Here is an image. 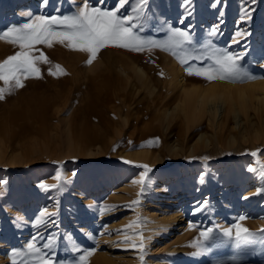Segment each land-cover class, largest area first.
Returning <instances> with one entry per match:
<instances>
[{
	"label": "rangeland",
	"instance_id": "obj_1",
	"mask_svg": "<svg viewBox=\"0 0 264 264\" xmlns=\"http://www.w3.org/2000/svg\"><path fill=\"white\" fill-rule=\"evenodd\" d=\"M28 1L0 0V63L28 51L39 68L27 78L17 74L23 87L15 78L0 79V264H40L45 255L48 264H105L101 255L115 257V264H264V110L260 119L250 109L239 126L231 114L220 125L208 115L193 125L182 114L171 122L164 116L177 98L169 82L173 65L186 84L264 76V0H126L123 7L118 0H88L89 7L131 17L134 34L145 41L139 51L109 42L95 57L57 38L21 49L15 33H5L40 18L74 16L83 6V0ZM173 29L189 34L181 47L169 43ZM217 50L234 56L242 79L189 75V66H211L219 76ZM131 60L151 86L141 87L134 76L139 87L126 83L123 69ZM118 91L130 95L122 101ZM201 134L202 148L194 144ZM141 151L152 155L135 158ZM166 172L174 180L160 191L161 204L176 214L175 228L185 229L187 239L174 244L181 246L176 251L165 248L173 228L154 240V224L144 222L156 202L143 186ZM117 186L118 200L107 195ZM134 187L141 192L126 197ZM237 223L254 235L237 243ZM229 228L231 237L224 235ZM34 237L40 253L28 249Z\"/></svg>",
	"mask_w": 264,
	"mask_h": 264
},
{
	"label": "bare ground",
	"instance_id": "obj_2",
	"mask_svg": "<svg viewBox=\"0 0 264 264\" xmlns=\"http://www.w3.org/2000/svg\"><path fill=\"white\" fill-rule=\"evenodd\" d=\"M36 2H37V0H32V1H30V4L36 5ZM255 51H258V50L255 49ZM258 52H260V51H258ZM258 52H257V55L259 56L260 54ZM257 55L255 52L254 56H257ZM171 67L172 68H169L170 75H171V76L169 75L170 76L169 82L171 85L174 86V89L176 90L175 93L177 94V95L176 94L175 95L177 96V98H176V101L173 104V106L169 107L171 105H168L164 111V116H165V119L167 118V121L171 122V120L174 118V116H179L180 114H182L184 117V121L186 120V121H188V123H191V125H193V124H196V122H198L203 116L208 115L209 116L208 119H209L210 123L213 121L214 124L218 123V125H220L223 122L222 120L224 118L228 117L229 114H231L234 117V119L236 120L235 125L239 126L240 120H241L240 116L241 117L244 116L245 118L248 117L250 109H253L254 112L258 115V117L260 119L263 118L261 116H262V111L264 110V76L261 78L250 80L248 82L240 83V84H231V83H227L224 81H217V80L213 81L209 85L196 84L195 82L190 83V84H186L185 80L181 74V71H180L181 69L176 68L175 65H173ZM129 69H130V72H129ZM129 69H123L124 79H125L126 83H131V86L132 87L135 86L136 88L139 87V85L137 84V81L141 82V87L151 86V84H150L151 82L149 83V79L147 76L148 73H146L145 69L142 66L137 64L135 61L131 60ZM118 71H119V69H118ZM133 76L135 77V79L137 81L135 79H133ZM174 89H173V91H174ZM95 92L104 93V92H106V90L99 89V90H96ZM118 93H119V95H117V96H120V99L122 101H125L127 99V96L130 95L129 93L127 95V93L124 91L121 94L119 91H118ZM159 93H160V91H159ZM156 95H157V93H156ZM152 96H153V94H152ZM152 96L150 95L151 98H152ZM158 96L159 95H157V97ZM84 102H86V101H84ZM100 104H101V102H100ZM68 117H70V116H68ZM70 119H72V118H70ZM69 124H70V122H69ZM191 125L189 124L188 127ZM65 126H66V124H65ZM72 131H73V133H75L74 130H72ZM204 139L205 138H203V136L201 134L199 136V138H197L194 141L195 146L201 147V148L203 146H205V140ZM233 141H234V138H233ZM89 153L92 154L91 149H89ZM148 155H152V154H148V153H145L143 151L136 152L134 154L135 158L137 157L138 159L139 158H149V157H147ZM11 159L15 160V156L11 155ZM168 173L169 172H166V174H164V176L162 178H159V177L151 178L150 177V179L147 181L146 186H143L145 190L153 193V199L156 202V204H155L156 209L148 210L147 212H145V218H144L145 221L144 222L146 225L154 224L155 229L157 231L156 232L157 234H155L154 232L150 233V239H152V238L154 239V237L159 239L161 236H158V234L163 235L167 232V229L173 228L174 229V230L172 229L173 233L170 234L169 238L173 237L174 239H173V241L171 239H168V240H170L169 242H173V243L170 244L168 242V245L167 246L165 245L166 246L165 248L167 250L173 249L176 251V249H179V248H181V246L185 245V242L187 239H186V236L184 234L185 229L180 230V229H178V227L175 228L176 214L174 212L169 213L167 210H165L162 207V204H161L164 196L161 194L160 191H162V193H164V191L166 192V188L169 186L168 184L173 179V177L170 175V173L169 174ZM114 181H116V177H115V180H112V182H114ZM132 185H134V184H132ZM135 185L137 186V184H135ZM141 186H138V187H141ZM260 186H262V184ZM117 187H114V188L111 187V190L109 191L111 194L107 193V195H109V196L112 195V196H110V197H112V199L118 200L120 197L122 198L123 196L116 193V191H118L119 188H121L120 186H117ZM90 188H91V186L86 187V189H90ZM140 189L134 187V188H132L131 192H129V193L126 192L127 195H125V196L126 197L128 196V198L133 197L136 193H138L140 191ZM76 191H77V189H76ZM107 200H110V199H107ZM157 211H158V213H157ZM132 226H133V224H132ZM180 243L182 244L181 246H178V245L174 246V244H180ZM154 246H155V244H154L153 240L150 243L148 242L147 250L149 252H152V253L155 252L156 249L153 250ZM100 259L105 264H115L114 261H116L115 257L109 256V255H101ZM151 263L163 264L164 262H162L160 260L155 261L154 259H152Z\"/></svg>",
	"mask_w": 264,
	"mask_h": 264
},
{
	"label": "snow or ice",
	"instance_id": "obj_3",
	"mask_svg": "<svg viewBox=\"0 0 264 264\" xmlns=\"http://www.w3.org/2000/svg\"><path fill=\"white\" fill-rule=\"evenodd\" d=\"M121 7L124 6L126 0H118ZM131 17L119 16L117 10H103L95 6L89 7L88 0H83V6L80 8L78 14L63 18L52 17L50 19L40 18L38 24H25L23 29H13L5 35H12L15 33L14 41L19 43L21 49H31L33 45L39 43H51L53 38H57L59 42H69L74 49L84 50L91 53L95 57L97 50L102 46H106L109 42H114L116 46L123 48H131L139 51L144 47L145 41L141 36L134 34L133 29L136 25L130 23ZM50 24H55L58 29L64 30H50L47 27ZM142 31V29H141ZM217 30L213 29L212 35H216ZM240 35V33H237ZM189 40L187 30L173 29L169 37V43L175 47H181ZM215 71L219 76L213 75V68L211 66L205 67L202 70L192 71L189 66V75H202L206 79L214 78H228L240 80L244 74L239 71L236 65V60L232 54L227 52H214ZM35 59L29 55L28 51H21L17 54L8 57L3 63H0V79L7 82L10 78H15L18 87H23L17 74L20 76H27L33 73H39V68L35 66ZM91 63V60L88 61ZM0 89V93H2ZM3 96L0 94V99ZM146 167V166H145ZM142 185L144 179L139 181ZM143 191V189H142ZM136 203V202H134ZM240 220L245 217H240ZM235 239L237 243L246 241L253 236L248 229L240 227L237 223L235 226ZM212 229H207L201 232V236L207 240L210 238ZM224 235L231 237L232 229L224 230ZM28 244V249H35L37 253L42 251L41 248L35 246V240ZM47 248L48 245L43 246ZM40 264H48L47 257L40 260Z\"/></svg>",
	"mask_w": 264,
	"mask_h": 264
}]
</instances>
